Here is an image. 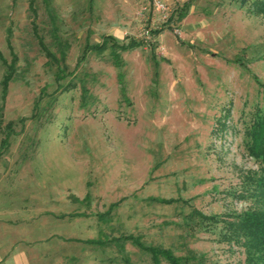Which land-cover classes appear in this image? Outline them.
<instances>
[{"label":"rangeland","instance_id":"374dc122","mask_svg":"<svg viewBox=\"0 0 264 264\" xmlns=\"http://www.w3.org/2000/svg\"><path fill=\"white\" fill-rule=\"evenodd\" d=\"M250 1L51 0L53 20L42 0H0V54L16 58L3 99L0 86V139L12 127L0 233L27 264H152L128 240L124 253L84 243L119 235L190 264H254L242 239L225 238L253 205L245 176L262 169L246 148L264 110V13ZM32 23L56 56L64 48L58 83ZM102 35L143 45L115 68L107 49L84 50ZM112 203L108 221L92 216Z\"/></svg>","mask_w":264,"mask_h":264},{"label":"trees","instance_id":"16d2710c","mask_svg":"<svg viewBox=\"0 0 264 264\" xmlns=\"http://www.w3.org/2000/svg\"><path fill=\"white\" fill-rule=\"evenodd\" d=\"M238 5H244L248 0H235ZM44 4V8L46 13L50 19L54 18L53 9L51 8V0H42ZM249 6L252 8V12L254 14L264 13V0H251ZM54 20V19H53ZM33 24V23H32ZM52 29L50 30L54 33L55 27L51 24ZM33 33L35 38L37 39V44L39 50L44 54L46 59H48L55 67L54 73L56 74V83L62 79L63 73H65V65L62 64V58L64 54V48L61 44H58L57 52L59 56H56L54 52H52L48 46L44 43L43 38L41 35L36 33V28L33 24ZM143 45L141 40H136L134 38H128L125 41H116L110 35H102L100 42L84 44V50H93L96 52L103 51L105 49L108 50V54L111 58L112 64L115 68H120L122 65L121 59V52L132 50L134 48L140 47ZM15 59L10 62H7L0 54V63L4 68V72L2 74L0 80L1 86V97L4 98L6 94V87L7 84L11 81L13 73H14V66H15ZM156 62V61H155ZM154 62V63H155ZM122 78V75L118 74V80ZM60 85V84H58ZM69 83L61 86L62 89H67L68 87H73V85L68 86ZM123 89V87H121ZM84 91V89H82ZM124 92L121 90V95ZM263 93H264V86H263ZM84 99V96H81L80 101ZM82 105V104H81ZM259 111V110H258ZM6 133L0 139V146L7 147L8 145V132H11V122H8L5 125ZM246 148L251 157L256 160H259L261 163L262 169L260 174L258 175H247L245 176L244 184L245 186H249L247 190L249 191L248 196L251 197L253 205L248 208L246 211L233 215L234 220L226 223L227 234L226 237L228 240L232 239L233 242H236L240 239L243 241V245L246 248V255L249 261H254V264H262L263 261V253H264V110L259 111L254 114L253 121L250 123L248 130H247V142ZM254 174V173H253ZM253 186V187H251ZM242 194V193H241ZM150 201H154L161 204H170L175 200L173 198H157V197H149ZM115 204H110L107 209L101 213H94L92 216L99 222H106L110 219V213L112 207ZM86 214L82 212L70 213L69 217H78V216H85ZM216 216H203L200 215V220L205 221H216ZM130 241L133 245H135L140 250L149 254V259L152 264H159L162 260L167 264H190L186 258H181L179 256L173 255L168 249L159 248L156 246H150L142 243L138 238L130 236V235H119L117 237H100L97 236L96 238H89L84 241V243L93 246V247H108L109 245L114 246L119 253H124L123 251V244L126 241ZM122 261L124 264H129L128 258L126 256L122 257ZM193 264H199L197 262Z\"/></svg>","mask_w":264,"mask_h":264},{"label":"crops","instance_id":"0c3cea01","mask_svg":"<svg viewBox=\"0 0 264 264\" xmlns=\"http://www.w3.org/2000/svg\"><path fill=\"white\" fill-rule=\"evenodd\" d=\"M17 245L13 246L8 235L0 233V264H27L24 254L20 251L21 247L18 243Z\"/></svg>","mask_w":264,"mask_h":264}]
</instances>
